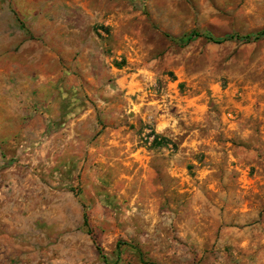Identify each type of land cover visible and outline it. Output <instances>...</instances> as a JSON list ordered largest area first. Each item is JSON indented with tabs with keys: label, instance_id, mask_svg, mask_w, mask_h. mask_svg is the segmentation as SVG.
Here are the masks:
<instances>
[{
	"label": "rangeland",
	"instance_id": "rangeland-1",
	"mask_svg": "<svg viewBox=\"0 0 264 264\" xmlns=\"http://www.w3.org/2000/svg\"><path fill=\"white\" fill-rule=\"evenodd\" d=\"M263 30L264 0H0V264H264Z\"/></svg>",
	"mask_w": 264,
	"mask_h": 264
},
{
	"label": "trees",
	"instance_id": "trees-1",
	"mask_svg": "<svg viewBox=\"0 0 264 264\" xmlns=\"http://www.w3.org/2000/svg\"><path fill=\"white\" fill-rule=\"evenodd\" d=\"M193 36H198V34L197 33H194ZM263 36H264V30L261 31V32L256 33L255 35H248V36H243V37H240V38H242V39H244V40L247 41V40H251V39L252 40H257V39H259V38H261ZM233 38H238V37L237 36H232V35L231 36H228V37H224V38L207 37V39L209 41L214 42V43H223V42H225L227 40H231ZM157 138L158 137H155V139H154V142L155 143L157 141ZM160 144H163V143H160ZM83 226L86 227V228H88V226H89L88 219H87V216L85 214L83 216ZM98 251H100V249H98Z\"/></svg>",
	"mask_w": 264,
	"mask_h": 264
}]
</instances>
